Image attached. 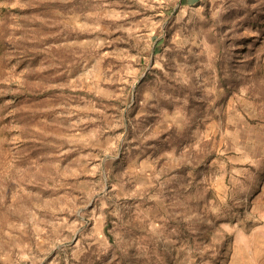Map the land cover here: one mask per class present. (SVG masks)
Instances as JSON below:
<instances>
[{"label":"rangeland","instance_id":"374dc122","mask_svg":"<svg viewBox=\"0 0 264 264\" xmlns=\"http://www.w3.org/2000/svg\"><path fill=\"white\" fill-rule=\"evenodd\" d=\"M262 198L264 0H0V264H222Z\"/></svg>","mask_w":264,"mask_h":264},{"label":"crops","instance_id":"0c3cea01","mask_svg":"<svg viewBox=\"0 0 264 264\" xmlns=\"http://www.w3.org/2000/svg\"><path fill=\"white\" fill-rule=\"evenodd\" d=\"M246 221L245 226L231 224L228 233L232 237L228 246L223 244L228 252L222 264H264V207L247 213Z\"/></svg>","mask_w":264,"mask_h":264}]
</instances>
